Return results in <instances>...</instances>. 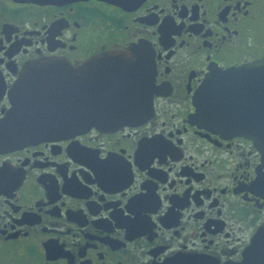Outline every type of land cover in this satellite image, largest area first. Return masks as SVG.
<instances>
[{
  "label": "flooded vegetation",
  "instance_id": "1",
  "mask_svg": "<svg viewBox=\"0 0 264 264\" xmlns=\"http://www.w3.org/2000/svg\"><path fill=\"white\" fill-rule=\"evenodd\" d=\"M149 48L140 122L0 149V264H264V160L194 114L214 68L264 57V0H0V120L33 60Z\"/></svg>",
  "mask_w": 264,
  "mask_h": 264
},
{
  "label": "water",
  "instance_id": "2",
  "mask_svg": "<svg viewBox=\"0 0 264 264\" xmlns=\"http://www.w3.org/2000/svg\"><path fill=\"white\" fill-rule=\"evenodd\" d=\"M153 68L149 48L141 43L104 51L78 66L55 57L31 61L10 91L12 106L0 120V149L145 120L153 110ZM194 103L196 119L251 139L264 160V57L212 69Z\"/></svg>",
  "mask_w": 264,
  "mask_h": 264
}]
</instances>
